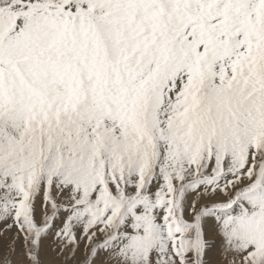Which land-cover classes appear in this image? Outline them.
Here are the masks:
<instances>
[{"label":"snow or ice","instance_id":"6c2138e0","mask_svg":"<svg viewBox=\"0 0 264 264\" xmlns=\"http://www.w3.org/2000/svg\"><path fill=\"white\" fill-rule=\"evenodd\" d=\"M0 264H264V0H0Z\"/></svg>","mask_w":264,"mask_h":264}]
</instances>
